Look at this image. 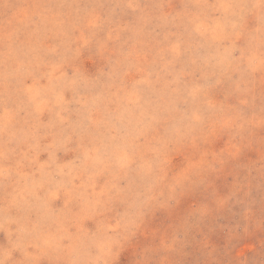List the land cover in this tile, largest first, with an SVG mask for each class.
<instances>
[{"label": "rangeland", "instance_id": "1", "mask_svg": "<svg viewBox=\"0 0 264 264\" xmlns=\"http://www.w3.org/2000/svg\"><path fill=\"white\" fill-rule=\"evenodd\" d=\"M0 264H264V0H0Z\"/></svg>", "mask_w": 264, "mask_h": 264}]
</instances>
